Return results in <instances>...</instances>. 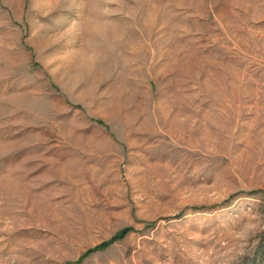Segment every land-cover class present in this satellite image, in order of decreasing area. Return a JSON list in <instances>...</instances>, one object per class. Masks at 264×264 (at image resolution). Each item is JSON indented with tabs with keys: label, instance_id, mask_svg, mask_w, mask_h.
<instances>
[{
	"label": "rangeland",
	"instance_id": "obj_1",
	"mask_svg": "<svg viewBox=\"0 0 264 264\" xmlns=\"http://www.w3.org/2000/svg\"><path fill=\"white\" fill-rule=\"evenodd\" d=\"M0 264H264V0H0Z\"/></svg>",
	"mask_w": 264,
	"mask_h": 264
}]
</instances>
